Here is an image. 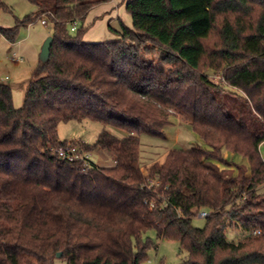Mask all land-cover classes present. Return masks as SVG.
Returning a JSON list of instances; mask_svg holds the SVG:
<instances>
[{
  "label": "trees",
  "instance_id": "trees-1",
  "mask_svg": "<svg viewBox=\"0 0 264 264\" xmlns=\"http://www.w3.org/2000/svg\"><path fill=\"white\" fill-rule=\"evenodd\" d=\"M28 1L36 13L0 34L14 43L21 26L45 17L53 45L21 108L0 81V264H145L150 230L180 243L182 264H264V0L126 3L132 26L120 22L121 35L181 62L194 74L187 84L132 81L114 71L110 42L84 40L90 11L112 0ZM173 110L206 146L172 149L145 174L140 136L165 138ZM83 120L104 129L93 145L72 142L106 151L115 166L83 172L57 156L69 142L59 124ZM224 150L248 165L229 163ZM153 178L160 184L143 188ZM202 211L209 217L196 228ZM229 229L242 238L229 241Z\"/></svg>",
  "mask_w": 264,
  "mask_h": 264
},
{
  "label": "rangeland",
  "instance_id": "rangeland-1",
  "mask_svg": "<svg viewBox=\"0 0 264 264\" xmlns=\"http://www.w3.org/2000/svg\"><path fill=\"white\" fill-rule=\"evenodd\" d=\"M124 0H120V17L123 22L131 27L132 19L126 11ZM127 1V0H126ZM8 10L0 9V27L13 28L23 22L28 16L36 13V9L28 0H2ZM104 5V4H103ZM102 15V13H101ZM96 18L93 14L86 21L85 39L90 43L110 42L115 56L114 71L132 81L142 78L166 80L172 84H187L194 81L192 71L184 67L181 62L173 59L160 47L146 44L135 45L134 42L117 35L109 28V20ZM108 17V15H106ZM105 16V17H106ZM39 18L29 26H21L14 43L9 42L0 34V81H5L12 87L13 103L15 108L23 106L26 89L29 81L33 79V72L39 67L40 54L43 43L51 36L52 25L44 26ZM113 27L120 30V24ZM124 39V40H123ZM121 72V73H120ZM215 71L207 74L213 75ZM218 73V72H217ZM219 82V81H218ZM171 124L164 129L165 138H155L141 135L142 169L145 174L154 165H162L166 152L170 149H192L194 146H206L205 142L193 132L189 120L172 111ZM104 129L100 123L83 120L60 123L58 136L60 141H83L93 145L98 135ZM107 130L117 136L124 133L120 130L108 127ZM150 150V151H149ZM224 157L233 165H248L246 158L224 150ZM161 154L160 161H155V156ZM261 155L264 159V144L261 147ZM93 162L101 167H113L116 165L114 156L106 151L93 152ZM220 167L224 165L219 164ZM259 193H264V185L259 188ZM206 218L199 216L193 219L196 228H204ZM229 241H238L242 238V232L236 229L227 231ZM144 242H149L151 247L148 251V259L145 264H182L187 253L181 249L178 241H172L159 237L156 230H150L143 236ZM55 264H66L57 260Z\"/></svg>",
  "mask_w": 264,
  "mask_h": 264
},
{
  "label": "built area",
  "instance_id": "built-area-1",
  "mask_svg": "<svg viewBox=\"0 0 264 264\" xmlns=\"http://www.w3.org/2000/svg\"><path fill=\"white\" fill-rule=\"evenodd\" d=\"M45 18V17H43ZM41 23L44 26L48 25L47 19H42ZM79 26V20H76L73 22L71 26V31H76ZM208 77L218 83L226 85V79L223 76L222 73H213V75L207 74ZM57 156L69 163H74V164H79L82 167L83 172H88L91 169L99 168L101 166L95 164L93 162V152L85 150L83 147L80 145L74 144L73 142H68L66 145L59 147L58 149L55 150ZM160 183L156 178L153 179H148L144 185L143 188H147L148 190H153L155 186H158ZM151 208H154L156 206L155 201L150 202ZM199 217L201 218H207L209 217V213L206 211H202L199 214ZM255 235H260L261 231H255Z\"/></svg>",
  "mask_w": 264,
  "mask_h": 264
},
{
  "label": "crops",
  "instance_id": "crops-1",
  "mask_svg": "<svg viewBox=\"0 0 264 264\" xmlns=\"http://www.w3.org/2000/svg\"><path fill=\"white\" fill-rule=\"evenodd\" d=\"M129 0H124L123 2H125V5H126V3L128 2ZM120 0H112L110 3H107V4H104V5H101V6H98V7H96V8H94V9H92L91 11H90V13H89V15L87 16V18H86V21H87V19H88V17L89 16H91V15H97L96 16V18H99V16L101 15V13H102V15H101V17L100 18H105L108 22H109V28H110V30L112 31V32H114L115 34H117V35H120L121 36V32H120V30L119 29H115L114 27H113V25L114 24H116V23H119L120 24V22H123V20L121 19V17H120ZM106 15H108V17L106 16ZM106 16V17H105ZM132 19V18H131ZM86 21H85V27L87 26L86 25ZM124 23V22H123ZM125 24V23H124ZM126 25V24H125ZM127 26V25H126ZM131 26H132V23H131ZM129 27V26H128ZM84 40L86 41V39H85V36H84ZM124 40V39H123ZM135 45H137V43H134ZM151 45V47L153 48L154 46L151 44V43H147L146 44V46L145 47H149ZM155 48V47H154ZM121 73V72H120ZM170 150H172V149H170ZM150 151V150H149ZM168 153H169V151L168 152H166V154H165V157H164V160H162V162H164L165 160H166V158H167V155H168ZM161 154H159L158 156H155V158H156V160L155 161H160L159 160V158H161ZM155 166V165H154Z\"/></svg>",
  "mask_w": 264,
  "mask_h": 264
},
{
  "label": "water",
  "instance_id": "water-1",
  "mask_svg": "<svg viewBox=\"0 0 264 264\" xmlns=\"http://www.w3.org/2000/svg\"><path fill=\"white\" fill-rule=\"evenodd\" d=\"M53 45V37L50 36L48 37L45 42L43 43L42 49H41V54H40V61L42 63H47L49 58H50V54H51V48ZM62 254L59 253L58 257H61Z\"/></svg>",
  "mask_w": 264,
  "mask_h": 264
}]
</instances>
